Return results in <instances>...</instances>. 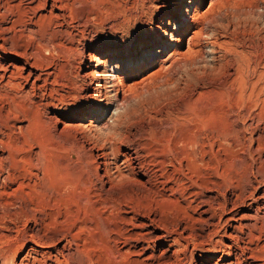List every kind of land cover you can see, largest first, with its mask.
I'll return each mask as SVG.
<instances>
[{
    "label": "bare ground",
    "instance_id": "6f19581e",
    "mask_svg": "<svg viewBox=\"0 0 264 264\" xmlns=\"http://www.w3.org/2000/svg\"><path fill=\"white\" fill-rule=\"evenodd\" d=\"M21 1L0 0V264H115L119 260L124 264H154L157 258L153 250L157 241H162L161 255H168L167 259L162 257L165 259L163 264H185L184 261L191 259L187 258V240L197 236L188 232V226L180 230L181 224L167 217L164 208L172 206L185 213L184 206H179L172 198L192 187L196 197L209 191L217 197H210L208 201L203 200L204 195L199 197L201 203H211L202 210L201 219L210 224L208 237L212 240L203 249L216 259L213 264H264V160H257L256 169L253 164L247 163L246 170L231 184L212 182L210 176L203 174L208 170L207 164L204 165L196 153L197 148L200 152L203 150L206 142L203 140L211 130H199L162 147L150 141L154 137L152 132L158 133L162 128L175 126L177 115H184L180 102L188 89L191 91V84L195 85L200 79L202 82V78H207L205 75L214 76L217 73L216 67L212 71L214 75L207 69H201L202 66L197 67V59L203 53L205 44L203 20L209 11L206 14L194 13V22L186 23L185 20L190 17L189 10L183 16L176 10H170L161 18L160 26L149 30L147 27L141 29L137 18L127 14L119 24L122 35L116 42L100 46L92 42L91 45L80 46L77 35L69 30L67 24L68 15L75 12L74 5L79 0H30L23 19L16 15L17 3ZM187 3L193 7L194 0H184V4ZM174 16L182 20L185 30L191 26L195 29L188 41V50L184 53L181 49L173 50L161 61L156 60L153 66L161 62L168 71L177 72L182 64L177 57L181 56L185 59L186 73L179 82L172 75L161 77L158 71L144 76L148 71L145 59L155 49L164 46L166 41L163 36L167 35ZM47 17L50 24L40 25L39 21ZM137 29L144 33L136 35ZM220 42L224 44V41ZM218 46L223 47L222 44ZM226 47L223 48L226 50ZM155 54V57H160L164 53L158 51ZM238 54L239 60H235L238 68L231 65L234 70L237 69L240 74L247 71L250 80L255 76H264V70H258L262 62L244 61L241 59L243 52ZM140 77L141 80H136ZM216 78L219 81L220 78ZM130 81L133 83L128 84ZM227 81L226 84L230 82ZM61 89L68 95L62 94ZM113 93L114 99L111 96ZM247 98L250 102L254 100L251 95ZM56 102L64 106L62 112L57 110ZM22 104L46 112L50 110L48 121L62 127H58L56 132L66 142V158L63 159L67 177L65 187L78 195L76 198L88 217L85 223L91 238V247L87 245L88 248L76 249L77 253L68 251L61 239L54 241L53 246L41 242L32 234L31 225L36 224L39 217L34 210L36 207L31 208L30 205L40 200L33 194L36 190L49 192V174H46L42 162L35 164L30 161L31 172L27 177H33L34 186L20 180L22 176L17 171L19 149L12 148V134L23 127L27 118L16 108ZM251 105L241 107L237 115L239 133L253 126L254 105ZM112 107L116 112L109 120L103 121ZM63 116L69 117V120H63ZM99 123L100 129L97 128ZM233 124L231 127L234 128ZM165 134H162L163 137ZM35 156H38L37 152ZM225 174L217 175L223 178ZM246 185L253 190L245 188ZM227 193L233 197L227 198ZM246 203L255 208V214L235 216L233 213L239 205ZM225 213L229 216L224 222L230 229L219 234ZM140 216L144 218L139 219ZM193 219L191 216V221ZM244 219L247 222L244 223ZM127 226H131V230ZM219 235L220 238L213 239ZM188 264L195 263L191 261Z\"/></svg>",
    "mask_w": 264,
    "mask_h": 264
},
{
    "label": "rangeland",
    "instance_id": "374dc122",
    "mask_svg": "<svg viewBox=\"0 0 264 264\" xmlns=\"http://www.w3.org/2000/svg\"><path fill=\"white\" fill-rule=\"evenodd\" d=\"M29 1L30 0H22L21 3H17L19 5L16 12L18 17L22 19L24 18L25 10L31 2ZM79 2L74 5V8L76 7L75 12H69L70 14L68 13L69 22L67 24L69 30L77 35L80 46L91 45L92 42H97L99 46L104 43L110 45L109 43L116 42L120 35H122V32L119 28L121 26L119 24L127 14H130V16L133 14V16L137 18L141 29L147 27L149 30V28L160 26L161 18L167 11L170 10H176V12L181 13L182 16L187 13V10H189L188 13L190 17L185 20L186 23L194 22V13L199 12L200 14H206L209 11L208 16L203 20L205 26V44L203 53H201L197 59V67L202 66L201 69L203 68L211 71L209 73H213L212 75L215 74L212 71H214V68L216 67L217 69L215 71L217 73L214 76L205 75V78H207H202V82L199 78L200 82L197 81L199 83L195 82L197 79H193L195 81L192 82H195V85L193 83L191 84V91L188 89L186 93L189 94L187 95L185 93L187 97L183 95V101L180 102L184 111V115H177V118L175 119L176 125L170 126H173L172 129L170 127H165V129H161L162 132H152V135H150L154 137H151L152 139H150V141H152V143L154 142L155 144H153L155 146L162 147L169 144L170 142L187 137L192 133H197L199 130H204V132L211 130V133L214 129H216L214 130L215 132L211 133L212 135L208 133L210 138L207 136L205 137V140H203V142H207H205L203 146L205 149L203 148L201 152L199 148L196 149V153L204 162V165L207 164L206 167L208 170L205 171V169H207L206 167L203 169L205 171L203 172V174L205 173L204 176H210L209 179L212 182H224L225 184H231L239 177L240 174H242L244 169L246 170L247 163L253 164L256 169V163L260 159L264 160V76H255L254 79L250 80L247 71L244 74H240L238 73L237 69L234 70V68H238V53L241 51L243 52V57L241 59L244 61L254 60L257 62H262V66L258 70H264V0H194L193 7H190L191 4L189 3L184 4V0H79ZM72 13L75 14L72 15ZM49 20V17H47L46 20L39 21V24L48 26L50 24ZM172 22L173 23L169 26V28H167V35L163 36V39L166 41L164 46L155 49L153 53L148 54L150 57L145 59L144 64L148 71H146L144 76L158 71L160 72L161 77L172 75L178 82L183 79V76L186 73L184 72L186 66L185 63H183L185 59L181 56L177 57L179 61L182 62V64L180 63L181 69L179 68L177 72L172 70L168 71L169 69L165 68L166 66L163 67L161 62L153 66V63L156 60L157 62L161 61L173 50L181 49L183 53L188 50V41L194 34V27L191 26V28L185 30V26L181 23L182 20H179L176 16H174ZM115 28H118V30ZM118 31L121 33H118ZM135 33L136 35H141L144 32L140 29H137ZM214 40H216V42ZM228 40L229 42H226ZM220 41H224V44ZM217 42L222 44L223 47L229 46L228 50L230 51L227 50V47L225 50V48L222 46V48L218 46L220 44ZM158 51H163V56L155 57L157 55L155 53ZM226 51L228 52L226 53ZM153 54H155L154 57ZM226 64L227 66H224ZM217 66L221 67V69H218ZM228 73L231 74L232 77ZM208 76H211L210 78L214 77L212 78L213 80H210ZM216 77L220 78L221 80L219 79L218 81ZM141 78L142 77L136 80L139 81ZM204 80L205 82L208 81V83H205ZM209 80L211 82H216L211 83ZM226 80L230 82L227 81L228 83L226 84ZM221 81L223 83H221ZM131 83H133V81H130L128 84ZM82 84L84 87H86L84 82ZM63 90L64 89H61L60 92L65 95L66 91ZM248 95L253 97L252 99L256 101L255 104L257 106L254 104V100L250 102L245 99L248 97ZM111 96L114 99V93ZM56 97L57 99H60L59 96L56 95ZM184 102H186V104H183ZM242 102L245 103L242 105ZM248 102L254 105L251 106L253 107L252 116L254 117L253 119H255V121H253L252 128L245 130L243 133H239L237 131L236 125L238 120L237 115H239L241 107L247 106L248 104L250 105ZM56 103L58 104L57 110L62 112L64 106L62 107V104L59 102ZM16 108L19 110V112H24V114L27 115L23 127H21V129L18 128L12 134V140L14 139L12 141V148H17V150L19 149V152L16 149L15 150L17 151L18 160L17 171L19 172V175L22 176L20 177V180L27 184L30 183L31 186H34L33 177H27L31 172L32 163L30 161L35 162V164L36 162H42L46 174H49V176L47 175V185L49 192H39L36 190L33 194L34 196H39L38 198L40 200H36L39 203H36L33 206L32 204L30 205L31 208L36 207L37 210H34L39 217L38 222L31 225L33 230L32 234H35V236L41 240V242H45L48 245L51 243L53 246L57 240L61 239L62 243L67 245V250H72V252L78 251L76 249L80 250V248L87 247V245H89V240L91 244V238H89L90 231L88 232V229H86L85 223L87 222L86 220L88 217H86V215L83 213L84 210L82 205L80 202H78V198H76L78 195L74 194L71 189L65 187V179L67 177L63 167V159L66 158V153L64 151L66 142L64 140V143V138L56 132V129L58 130L62 127L58 126V128L56 124H52L50 121H48L47 116L49 115V112H51L50 110H47L46 112L45 110H41L35 106L27 104L18 105ZM51 108L54 109V107H50L49 109ZM115 112V107H112L111 110L104 115L105 117L103 121L109 120ZM186 116H188V118ZM189 116H193L191 117L192 120L189 118ZM68 118L63 116L62 119L69 120ZM232 124L234 128L231 127ZM100 125L101 124L99 123L97 126L98 129H100ZM159 133L160 135H158ZM161 133L168 134H165L163 137ZM213 134L214 138H217L216 140L213 138ZM150 135H148V138H150ZM207 138L212 141L208 140ZM169 139H172L173 141H170ZM156 140H158L161 144L158 141V143H156ZM205 144L208 145V148L205 147ZM35 152L38 153L37 157L35 156ZM90 152L91 154H94L93 151ZM203 154H205V156L201 157ZM208 164H211V167ZM213 166L217 170L212 168ZM214 170L218 173L215 172L214 174ZM221 173H226L223 178L217 175ZM225 177L228 178L226 179ZM245 188L248 190L252 189L249 185H246ZM245 188L243 190L244 194L246 193ZM188 190L186 193L183 192V194H177L172 198V200L176 201L175 203H177L179 206H184L186 209L185 213L187 215H184V212H179L180 210H178V208H175L177 209L175 210L172 206H167L164 208V212H167V217L174 219L179 224H181L180 230H182L184 226H188V232L197 236L196 239L189 238L187 240V246L189 247L187 258L191 259L186 261H192V263L194 261L195 264H213L216 259L210 257L211 253L207 254V252L203 249H206V247H208L207 244H210L212 240V237H208V226L210 224L206 221H202L201 219V212H203L202 210L211 203H201L202 199L199 197L202 196L203 198L204 195L205 197L203 200L208 201L207 199H210V197H215V194H211V191H209L203 192L202 195L196 197V195H193L195 190L193 187ZM261 192L262 191L260 190V193ZM227 194V198L233 197L231 193ZM222 201H224V199H222ZM248 203L241 206L239 205L233 214L237 217H240L244 214H247L248 216L254 215L255 208L249 207ZM168 211L171 212L169 213ZM190 215L194 218V221H191ZM228 216L229 215L226 213L222 215V218H224L220 227L221 233L219 234H223L224 231L230 229V226L226 225L224 222ZM183 217H185V219ZM203 217L204 219L206 218L205 215H203ZM143 218V216H140L139 219ZM80 219L85 221L80 222ZM179 219L181 221H178ZM208 221L211 223L210 219ZM243 221L244 223L247 222L245 219ZM127 228L131 230V226H127ZM81 229H83V232ZM254 232L258 234L257 230ZM76 233L80 234V236L76 235ZM86 236L88 239H86ZM77 237H79V239ZM218 238H220V235L213 237L214 240H217ZM68 240L70 242L72 241L73 243H70ZM161 243L162 241H157L154 244L153 253L157 258L155 260L156 262L154 261V264H163V261L165 260L163 259L164 256L166 259L168 258L167 254L162 256L161 252L159 251L161 248ZM88 247H91V245ZM0 248H2V245H0ZM52 252L55 254L54 250ZM149 253L151 252L149 251ZM159 257H161V259ZM186 261H184L185 264H188L189 262ZM115 264H124V262L122 263V260H119L115 262Z\"/></svg>",
    "mask_w": 264,
    "mask_h": 264
}]
</instances>
